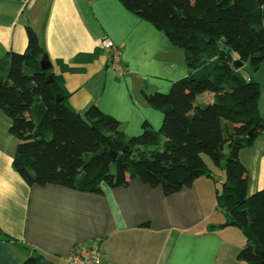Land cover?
Listing matches in <instances>:
<instances>
[{"label": "crops", "instance_id": "obj_1", "mask_svg": "<svg viewBox=\"0 0 264 264\" xmlns=\"http://www.w3.org/2000/svg\"><path fill=\"white\" fill-rule=\"evenodd\" d=\"M27 28L44 48L69 109L83 114L94 105L117 120L127 138L140 134L143 122L154 130L161 125L162 114L145 104L143 94H165L188 73L183 51L118 0H0V61L25 51ZM106 40L121 50L122 74L107 67ZM252 78L260 87L264 119V61ZM205 94L196 97L197 104L211 103V93L198 100ZM9 126L0 109V264H21L32 256L68 264L72 248L87 244L99 247L103 264L243 263L237 259L243 234L221 227L225 217L214 183L225 176L212 163L203 159L211 178L201 176L170 196L137 179L124 188L102 185V194L29 187L11 165L18 141ZM238 159L246 170L247 195L264 189V129Z\"/></svg>", "mask_w": 264, "mask_h": 264}, {"label": "trees", "instance_id": "obj_2", "mask_svg": "<svg viewBox=\"0 0 264 264\" xmlns=\"http://www.w3.org/2000/svg\"><path fill=\"white\" fill-rule=\"evenodd\" d=\"M118 1L184 53L187 75L165 94H143L145 104L162 114L159 129L143 122L140 134L127 138L119 122L96 106L83 114L69 109L61 81L40 69L46 53L27 28L25 51L0 61V109L18 141L13 170L29 187L102 194V185L124 188L137 179L170 196L201 176L212 177L206 156L224 171L215 193L225 217L221 227H235L245 239L237 259L264 264V189L247 195L246 170L238 159L264 129L260 87L252 78L264 61V0ZM235 60L241 68L234 69ZM245 64L252 75L243 74ZM206 92L213 95L211 103L197 104ZM42 261L32 256L21 264Z\"/></svg>", "mask_w": 264, "mask_h": 264}, {"label": "built area", "instance_id": "obj_3", "mask_svg": "<svg viewBox=\"0 0 264 264\" xmlns=\"http://www.w3.org/2000/svg\"><path fill=\"white\" fill-rule=\"evenodd\" d=\"M103 48L109 53L110 68L122 74L120 66V48L109 40L103 42ZM67 262L68 264H103V259L97 245L87 244L72 248L67 257Z\"/></svg>", "mask_w": 264, "mask_h": 264}, {"label": "water", "instance_id": "obj_4", "mask_svg": "<svg viewBox=\"0 0 264 264\" xmlns=\"http://www.w3.org/2000/svg\"><path fill=\"white\" fill-rule=\"evenodd\" d=\"M39 67L42 71H46V70H49L51 68V64H50L46 55L41 58V60L39 62ZM233 67H234V69H239L242 67V64L238 60H235L233 62ZM48 81H51L50 77L48 78ZM247 136L249 138H251L253 136L252 131H249ZM110 155H111L112 159H115L116 154L110 153ZM41 264H48V263L45 261H42Z\"/></svg>", "mask_w": 264, "mask_h": 264}, {"label": "rangeland", "instance_id": "obj_5", "mask_svg": "<svg viewBox=\"0 0 264 264\" xmlns=\"http://www.w3.org/2000/svg\"><path fill=\"white\" fill-rule=\"evenodd\" d=\"M242 72H243V74H248V73L251 74L250 71H249V69H248V66H247L246 64H245V66H243ZM251 75H252V74H251ZM207 94H208V92H207ZM207 94H205V95H203V96H199V97H198V100L201 101V100L206 99L207 96H208ZM203 159L205 160V162H207L208 165L212 166L211 161L209 160L208 157L203 156ZM212 168H213V167H212ZM214 175H219V171H218V169L214 172ZM223 181H224L223 177H220V180H217V181L214 183L215 186H216V188L218 189V191L221 190V185H222ZM25 260H26V259H25ZM241 264H243V263H241Z\"/></svg>", "mask_w": 264, "mask_h": 264}]
</instances>
